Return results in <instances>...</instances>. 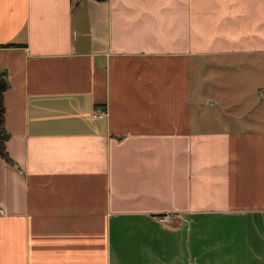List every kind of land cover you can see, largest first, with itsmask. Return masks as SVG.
Here are the masks:
<instances>
[{
  "label": "crops",
  "instance_id": "0c3cea01",
  "mask_svg": "<svg viewBox=\"0 0 264 264\" xmlns=\"http://www.w3.org/2000/svg\"><path fill=\"white\" fill-rule=\"evenodd\" d=\"M0 69V264H264V0H0Z\"/></svg>",
  "mask_w": 264,
  "mask_h": 264
},
{
  "label": "trees",
  "instance_id": "16d2710c",
  "mask_svg": "<svg viewBox=\"0 0 264 264\" xmlns=\"http://www.w3.org/2000/svg\"><path fill=\"white\" fill-rule=\"evenodd\" d=\"M8 88L9 81L7 78V72L6 70L0 69V156L8 163L13 164L14 161L7 149V141L10 138V134L5 125L6 108L4 97Z\"/></svg>",
  "mask_w": 264,
  "mask_h": 264
},
{
  "label": "built area",
  "instance_id": "2783aa9c",
  "mask_svg": "<svg viewBox=\"0 0 264 264\" xmlns=\"http://www.w3.org/2000/svg\"><path fill=\"white\" fill-rule=\"evenodd\" d=\"M104 114H106V109L98 108V110H97L95 115L96 116H102ZM0 211H2L1 208H0ZM158 219L161 222H163V223H172L173 220L175 219V215L174 214H167V213L166 214H161V215L158 216Z\"/></svg>",
  "mask_w": 264,
  "mask_h": 264
},
{
  "label": "rangeland",
  "instance_id": "374dc122",
  "mask_svg": "<svg viewBox=\"0 0 264 264\" xmlns=\"http://www.w3.org/2000/svg\"><path fill=\"white\" fill-rule=\"evenodd\" d=\"M235 104L239 105H233V111H234V117L237 119L240 116V111L243 108H247L246 104L250 107L249 103H247V99H242L239 102H235Z\"/></svg>",
  "mask_w": 264,
  "mask_h": 264
}]
</instances>
